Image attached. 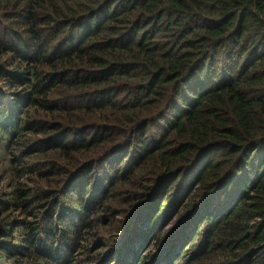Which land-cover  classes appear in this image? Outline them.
<instances>
[{
    "label": "trees",
    "instance_id": "16d2710c",
    "mask_svg": "<svg viewBox=\"0 0 264 264\" xmlns=\"http://www.w3.org/2000/svg\"><path fill=\"white\" fill-rule=\"evenodd\" d=\"M0 132V264H264V0H0Z\"/></svg>",
    "mask_w": 264,
    "mask_h": 264
},
{
    "label": "rangeland",
    "instance_id": "374dc122",
    "mask_svg": "<svg viewBox=\"0 0 264 264\" xmlns=\"http://www.w3.org/2000/svg\"><path fill=\"white\" fill-rule=\"evenodd\" d=\"M1 133V132H0ZM101 176V174L98 172L97 173V177L99 178ZM152 196V195H151ZM151 196H150V199H152L151 198ZM159 197H161L160 195H159ZM149 199V200H150ZM153 206L152 207H154V209H153V212L155 213V206L156 205H158V203H159V198H158V196H157V198L156 199H154L153 200ZM152 203H151V205H152ZM152 207L150 208V211H148L147 212V214L149 213V212H151V209H152ZM135 215V211L134 212H132V217ZM128 216L129 215H126V216H124V217H127L128 218ZM151 217V216H150ZM126 218V219H127ZM180 218L181 217H176V218H174L172 221H171V223H169L167 226H166V228H164V231H169L171 228H173V226H174V228H175V225H176V223L180 220ZM183 218V217H182ZM149 219H146L145 221H143V219H142V227H141V230L142 231H146L147 230V226H148V224H149ZM170 231H172V230H170ZM169 234H172V232L171 233H169Z\"/></svg>",
    "mask_w": 264,
    "mask_h": 264
}]
</instances>
